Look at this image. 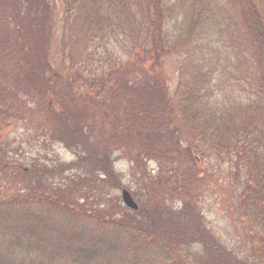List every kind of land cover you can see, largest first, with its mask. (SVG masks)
<instances>
[{
  "label": "trees",
  "instance_id": "obj_1",
  "mask_svg": "<svg viewBox=\"0 0 264 264\" xmlns=\"http://www.w3.org/2000/svg\"><path fill=\"white\" fill-rule=\"evenodd\" d=\"M49 1L0 0V57L7 54L13 60L17 55L19 59L13 62L18 59L20 73L29 84L53 68L50 61L46 63V51L32 39L44 24ZM61 21L67 32L61 38L64 48L65 40L69 45L72 39L87 42L98 35L127 49L124 80L117 84L124 110L112 124L121 131L114 135L116 150L135 162L146 178L140 164L156 160L170 180L173 176L174 188L189 187L197 198L194 191L204 171L195 166V160L225 156L229 163L243 165L246 181L238 195L240 219L245 217L244 223H249L251 236L254 226L259 232L264 230V0H63ZM30 27L32 40L24 35ZM60 52L66 70L65 59L70 65L77 64L73 79L82 83L94 79L109 83L112 79L96 74L110 66L108 60L99 59L94 68L73 58L83 55V48L76 53L63 48ZM92 53L88 56L94 62ZM169 55L182 61L180 79L171 94L160 72ZM50 76L61 78L62 74ZM216 76L232 81L238 94L251 100L233 109L222 99L217 101ZM125 89L137 99H129L127 92L122 93ZM128 100L137 103L128 105ZM88 109L86 105L77 110L81 120L74 129L84 126L90 139L96 127L95 114ZM71 114L68 110L69 119ZM164 122H170V127H160ZM157 127L168 137L176 136V142L156 148L159 136L153 131ZM143 133L147 139L142 140ZM100 168L107 173L105 164ZM88 201L69 203L65 214L67 208L55 205L50 196L35 202L31 196L9 198L0 192V264H111L120 255L125 262L115 264H138L140 259L141 264H152L158 252L146 240V227L138 226L135 217L132 221L124 214H99L98 207ZM49 211L60 214V227L43 225ZM144 216L155 224L148 210ZM198 221L199 217L188 226L190 236L206 242L210 235L207 230L205 235L198 231ZM161 252V264H171L165 251Z\"/></svg>",
  "mask_w": 264,
  "mask_h": 264
},
{
  "label": "rangeland",
  "instance_id": "obj_2",
  "mask_svg": "<svg viewBox=\"0 0 264 264\" xmlns=\"http://www.w3.org/2000/svg\"><path fill=\"white\" fill-rule=\"evenodd\" d=\"M62 13L63 0H50L42 30L36 32L34 38L31 27L24 31L26 39H33L46 51V63L50 61L53 67L48 73H42L34 83L29 84L28 78L22 77L17 55L12 56L13 60L18 58L15 62L7 54L0 57L1 196H31L37 202L39 197L47 195L55 205L67 208L63 210L65 214L70 210L69 203L89 198L88 204H95L99 214H124L132 221L135 217L138 226L147 228L146 240L158 252L152 264L162 263L159 258L163 250L171 264H264V230L259 232L253 229L254 226L251 236L249 223H244L245 217L243 221L240 219L238 195L246 181L244 166L229 163L223 155L195 160V166L203 167L204 171V177L194 191L199 194L198 198L192 189L187 190L188 186L187 189L182 188L183 181L178 184L182 189L174 188L173 176L170 180L167 170H163L156 160L148 159L146 163L140 164V168L147 173V178L144 177L135 162L125 158L121 150H116L118 143L114 141V135H119L121 131H116L112 126L124 110L121 107L123 96L117 84L124 80L127 49L122 45H112L106 37L98 38V35L87 42L82 40V43L72 39L69 45L64 37V48L61 38L67 32L62 26ZM62 48L67 53L85 49L83 55L73 58L91 64L94 68L99 64V59L108 60L106 63L110 66L96 74L112 77V83L94 79L85 80L87 84L73 79L77 64L70 65L65 59L64 64L68 63L69 68L66 70L62 67ZM92 51L94 62L89 59ZM180 62L178 57L169 55L160 68L170 94L180 79ZM57 73H61L62 77L50 76H57ZM214 79L218 89L217 101L222 99L227 107L233 109L251 100L240 96L232 81L223 76ZM125 90L122 93L127 92L129 99H137L131 96L128 89ZM72 95L78 97L70 100ZM136 103V100H128V105ZM86 105L95 114L93 125L96 130L90 139L84 126L80 130L74 129V125L81 120L77 110ZM68 110L72 111L70 119ZM152 111L158 113L157 109ZM164 119L168 120L167 116ZM166 125L170 127V122L160 123V127ZM160 127L153 131L159 136L156 137L155 146L158 149L176 142V136L168 137ZM182 136L183 133L178 135ZM141 138L147 139L148 135L143 133ZM103 164L107 166V173L100 168ZM158 176L159 181L155 179ZM123 189L129 191L139 204V211L123 203ZM186 192L191 195L187 197ZM145 210L149 211L150 219L155 224L145 218ZM198 217V231L205 235L207 230L210 235L206 242L204 239L195 241L188 230V226H193L192 220ZM61 220L60 214L49 211L43 225L58 228ZM96 242L101 244L97 239ZM100 258L103 259V256ZM116 261L125 262V257L120 255L114 259ZM138 264H141V259Z\"/></svg>",
  "mask_w": 264,
  "mask_h": 264
},
{
  "label": "water",
  "instance_id": "obj_3",
  "mask_svg": "<svg viewBox=\"0 0 264 264\" xmlns=\"http://www.w3.org/2000/svg\"><path fill=\"white\" fill-rule=\"evenodd\" d=\"M121 197H122L123 203L127 207H129L130 209H133V210L138 209V204L136 203V201H134V199L132 198L129 191H127L126 189H123L121 191Z\"/></svg>",
  "mask_w": 264,
  "mask_h": 264
}]
</instances>
